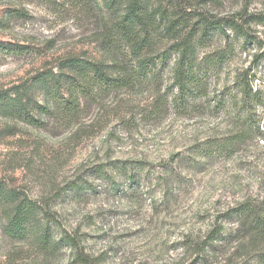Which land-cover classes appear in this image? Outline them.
I'll return each mask as SVG.
<instances>
[{"label": "rangeland", "instance_id": "1", "mask_svg": "<svg viewBox=\"0 0 264 264\" xmlns=\"http://www.w3.org/2000/svg\"><path fill=\"white\" fill-rule=\"evenodd\" d=\"M178 1L247 34L229 28L198 49L209 65L192 108L167 97L171 63L152 84L82 103L73 121L36 128L0 115V183L51 222L46 248L45 219L12 237L2 200L0 264H250L264 251V235L250 239L252 217L234 215L264 208V0ZM101 9L102 0H0V89L68 56L107 59ZM240 84L262 96L248 125Z\"/></svg>", "mask_w": 264, "mask_h": 264}, {"label": "trees", "instance_id": "2", "mask_svg": "<svg viewBox=\"0 0 264 264\" xmlns=\"http://www.w3.org/2000/svg\"><path fill=\"white\" fill-rule=\"evenodd\" d=\"M102 3L105 12L101 9L98 36L107 59L91 61L68 56L57 63L56 70H41L1 88V116L36 128L45 127L51 119L73 121L80 115L82 103L109 92L152 84L162 68L171 63L167 97L171 105L189 109L202 93L209 65L207 55L199 59L198 49L216 34L228 36L229 28L237 37H247L243 25L234 18L212 19L206 10H192L178 0H126L123 6L122 0H102ZM160 41H164L162 49L158 47ZM239 90L243 121L248 125V121L253 122L252 109L262 104V96L257 90L252 91L249 84H240ZM161 103L157 98L153 112H159ZM2 200L12 203L9 213L5 212V229L12 237L25 235L31 223L45 219V227L39 234L46 248L51 228L46 212L0 183ZM235 211L234 215L247 223L246 217H252L248 225L250 239L258 244L259 237L264 235V208L257 210L242 205ZM218 234L219 231L214 234L215 239ZM61 241L74 243L66 238ZM255 256L250 264H264V251Z\"/></svg>", "mask_w": 264, "mask_h": 264}]
</instances>
